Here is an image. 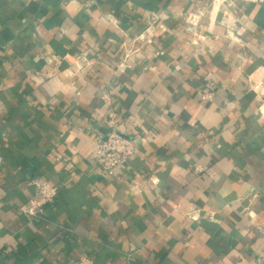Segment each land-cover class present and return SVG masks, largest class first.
<instances>
[{
    "label": "crops",
    "instance_id": "crops-1",
    "mask_svg": "<svg viewBox=\"0 0 264 264\" xmlns=\"http://www.w3.org/2000/svg\"><path fill=\"white\" fill-rule=\"evenodd\" d=\"M223 1L0 0V264H264V34Z\"/></svg>",
    "mask_w": 264,
    "mask_h": 264
},
{
    "label": "built area",
    "instance_id": "built-area-1",
    "mask_svg": "<svg viewBox=\"0 0 264 264\" xmlns=\"http://www.w3.org/2000/svg\"><path fill=\"white\" fill-rule=\"evenodd\" d=\"M205 97L211 98L212 93L207 92ZM134 147L132 139L123 136L115 129H110L103 139L97 141L93 156L104 173L118 177V170L128 162L129 157L134 153ZM196 169L202 170L198 167ZM33 183L34 195L19 207V211L28 216L40 215L44 206L52 201L57 191V187L42 176L33 178ZM256 229L261 231L263 227L257 225ZM74 264L92 263L91 260L79 259Z\"/></svg>",
    "mask_w": 264,
    "mask_h": 264
},
{
    "label": "rangeland",
    "instance_id": "rangeland-1",
    "mask_svg": "<svg viewBox=\"0 0 264 264\" xmlns=\"http://www.w3.org/2000/svg\"><path fill=\"white\" fill-rule=\"evenodd\" d=\"M193 5H192V4ZM191 3L189 2V11H200L203 14L200 16H198V23H203V26L208 25L209 23V18H208V14H205L206 11H213V9L215 8V0H191ZM264 1L263 0H225L223 2L220 3L219 9L220 11H252L251 13V18L250 19L251 23H252V28L254 29L253 32H251V36H252V40L254 42H259L261 41L262 35L264 34V23H262L264 21V15H261V7L263 5ZM193 9V10H191ZM264 11V10H262ZM204 15V16H203ZM223 18V17H222ZM196 18L195 16H188L187 19V27H191V25L193 24V26L197 25V21H194ZM230 19H234L232 22V24L234 23V27L235 30L238 29L239 26H241V22H240V15H232L230 16ZM194 21V22H193ZM262 24V26H261ZM238 26V27H237ZM262 30V31H261ZM237 32H235L236 34ZM238 35L236 34V36L234 38H236ZM261 69H263L264 71V66L263 68H261L260 66L257 67L256 69H254L252 71V73L249 75V77L252 80V84L254 86V84L258 83L261 75Z\"/></svg>",
    "mask_w": 264,
    "mask_h": 264
}]
</instances>
